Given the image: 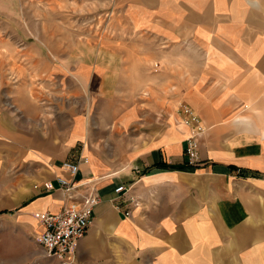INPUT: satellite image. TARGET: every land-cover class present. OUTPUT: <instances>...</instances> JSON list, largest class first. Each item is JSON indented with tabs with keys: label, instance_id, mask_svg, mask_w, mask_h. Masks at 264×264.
<instances>
[{
	"label": "crops",
	"instance_id": "obj_1",
	"mask_svg": "<svg viewBox=\"0 0 264 264\" xmlns=\"http://www.w3.org/2000/svg\"><path fill=\"white\" fill-rule=\"evenodd\" d=\"M110 2L184 53L157 62L170 96L153 86L144 105L94 124L90 111L51 106L39 75L21 74L2 38L15 32L3 18L18 16L17 0H0V216L11 215L0 217V264L56 263L36 241L40 216L90 193L100 201L75 264H264V0ZM181 103L205 126L197 164ZM84 156L83 184L66 193L62 162Z\"/></svg>",
	"mask_w": 264,
	"mask_h": 264
},
{
	"label": "rangeland",
	"instance_id": "obj_2",
	"mask_svg": "<svg viewBox=\"0 0 264 264\" xmlns=\"http://www.w3.org/2000/svg\"><path fill=\"white\" fill-rule=\"evenodd\" d=\"M17 9V17L3 18V26L15 32L3 33L2 38L16 45L12 55L21 74L39 75L47 84L43 91L50 95L51 106L63 100L64 105L90 111L94 124L106 122L121 107L144 105L151 99L146 91L153 86L158 85V95L167 92L164 83H155L154 75L162 70L157 62L171 53H184L168 49L155 33L135 27L110 0H17ZM31 58L35 63L26 66ZM107 73L112 78L107 80ZM4 228L0 226V240L8 233ZM1 250L5 249L0 243Z\"/></svg>",
	"mask_w": 264,
	"mask_h": 264
},
{
	"label": "built area",
	"instance_id": "obj_3",
	"mask_svg": "<svg viewBox=\"0 0 264 264\" xmlns=\"http://www.w3.org/2000/svg\"><path fill=\"white\" fill-rule=\"evenodd\" d=\"M180 112L182 122L189 126L186 137V154L189 163L199 162L200 137L205 130L200 116L191 106L181 103ZM88 162V157H81L78 161L65 160L62 167L68 171V176H57L59 186L66 193H74L83 183L77 179L80 163ZM45 187H54L51 181ZM124 185L116 187L120 193ZM100 196L95 193L85 195L80 200L70 201L58 212H44L40 216L42 230L37 234L36 241L44 249L45 256L56 260L52 264H75V249L80 238L84 237L92 223L95 206L99 203ZM129 213V211L127 212Z\"/></svg>",
	"mask_w": 264,
	"mask_h": 264
}]
</instances>
